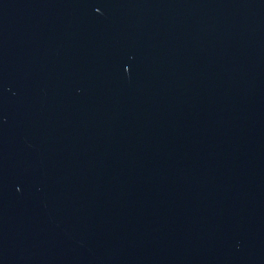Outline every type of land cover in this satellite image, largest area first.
Masks as SVG:
<instances>
[{"label":"water","instance_id":"95a60500","mask_svg":"<svg viewBox=\"0 0 264 264\" xmlns=\"http://www.w3.org/2000/svg\"><path fill=\"white\" fill-rule=\"evenodd\" d=\"M0 264H264V0H0Z\"/></svg>","mask_w":264,"mask_h":264}]
</instances>
